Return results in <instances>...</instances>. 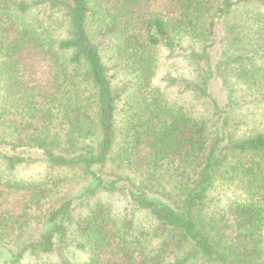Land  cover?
<instances>
[{
    "label": "trees",
    "instance_id": "obj_1",
    "mask_svg": "<svg viewBox=\"0 0 264 264\" xmlns=\"http://www.w3.org/2000/svg\"><path fill=\"white\" fill-rule=\"evenodd\" d=\"M241 4L264 17V0H0V264H78V254L82 264H264V132L237 136L212 91L219 79L229 89L230 68L264 96V69L243 65L264 62V46L248 48L228 20ZM220 34L240 52L212 56ZM160 47L197 65L166 80L208 103L209 116L152 84ZM36 160L83 182L69 191L61 174L14 176ZM220 181L244 197L215 219L205 205ZM116 191L123 217L91 202Z\"/></svg>",
    "mask_w": 264,
    "mask_h": 264
},
{
    "label": "rangeland",
    "instance_id": "obj_2",
    "mask_svg": "<svg viewBox=\"0 0 264 264\" xmlns=\"http://www.w3.org/2000/svg\"><path fill=\"white\" fill-rule=\"evenodd\" d=\"M252 7L238 6V10H235V16L230 17L229 22L234 23L237 26L239 32L243 33V41H247L248 48H255L259 45L264 46V17L261 19H251L250 13ZM261 14L264 15V9H260ZM254 42V43H253ZM188 45V41L183 43ZM199 48V44L195 45ZM222 49H227V53L234 54L233 48L227 47L225 41H222L221 34L216 40L215 45L211 49V55L216 59H220ZM112 50H105L102 52L104 62L113 67L116 58L113 57ZM256 55L253 56V58ZM252 59V58H251ZM252 62H245L243 65L246 68L251 66H261L264 69V62L259 59H252ZM237 68L238 64H234ZM197 65L185 55L184 51H179L175 54H171L166 48L160 47L157 51L156 69L152 79L154 86L160 87L170 100L177 101L192 108L196 115L209 116L211 108L208 103L203 99L196 98L193 94L187 91H183L180 85H168L166 80L168 75L191 78L196 74ZM226 82L229 89L225 88V84L221 79L215 81L212 85V91L214 96L220 100V102L229 104V126L231 130L237 136L253 135L257 132H264V96L259 91H253L247 89L244 78L237 77L234 74L233 69L226 70ZM233 73V74H232ZM264 73V71H263ZM113 74V83L116 87L125 86L129 75H125L121 69L111 70ZM37 154H35L36 156ZM63 175L66 176V190L75 191L82 184V176L77 171L65 170L59 172L58 170L52 171L47 163L42 160H36L29 164L19 165L14 172V176L17 179L22 180H38L48 176V174ZM244 197L242 187L240 184L218 182L215 187L210 191L206 200L205 213L206 215L219 219L228 215V207L233 201L242 200ZM102 201L111 206L112 212L120 217L124 216L127 203L125 202V194L122 191H116L113 194L100 193L91 202ZM134 221L139 226L149 228L151 226L150 218L144 211L134 210ZM116 215V216H117ZM43 260L48 264H58L57 257L55 255L44 256ZM76 262L82 264L85 260L84 254L76 255Z\"/></svg>",
    "mask_w": 264,
    "mask_h": 264
}]
</instances>
